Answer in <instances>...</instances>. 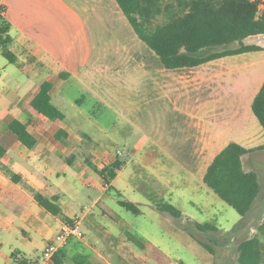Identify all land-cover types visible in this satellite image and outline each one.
Returning a JSON list of instances; mask_svg holds the SVG:
<instances>
[{"label": "rangeland", "instance_id": "1", "mask_svg": "<svg viewBox=\"0 0 264 264\" xmlns=\"http://www.w3.org/2000/svg\"><path fill=\"white\" fill-rule=\"evenodd\" d=\"M163 21L159 17L156 23ZM125 22L126 26L123 21L116 22L113 31L102 28L94 33L97 37L91 39V67L82 71L83 83L64 89L70 103L81 101L76 107L79 111L76 118L70 106L60 108L67 116L66 125L73 129L75 165L73 171L55 165L54 169L61 174L48 176L49 183L65 193L61 207L71 206L78 213L92 209L98 212L99 208L92 205L101 198L121 217V225L115 224L114 233L121 234L122 239L134 236L155 244L174 264H238L235 241L224 249L215 247V253L210 254L187 230L189 222H209L220 228L222 235L242 219L201 177L203 167L210 161L209 157H203V94H206L203 65L166 70ZM251 42L264 46V35L248 43ZM238 46L234 43L205 52ZM262 56L264 53L253 52L237 60L259 61ZM240 81L238 89L249 95L251 90L247 92L245 85L251 81L242 78ZM254 154L256 165L246 166L255 168L264 192V150ZM116 158L125 168L107 190L86 161L101 169ZM119 199L134 203L140 213L120 206ZM163 203L179 209L182 218L173 219L158 211L157 206ZM66 218L70 219L65 217V221ZM107 222L111 223L110 219ZM58 227L59 224L49 241L56 240ZM82 229L83 241L92 240V231L86 225ZM256 235V231H250L249 237ZM101 238L109 240L108 236ZM197 238L207 241L200 234ZM113 241H110L112 248L120 240ZM70 243L68 248L74 244L75 251L80 250L91 264H103L90 248L79 249L84 244L81 240L72 239ZM107 246L97 245V248L105 257L110 254L114 257ZM73 254L68 251L70 258Z\"/></svg>", "mask_w": 264, "mask_h": 264}, {"label": "crops", "instance_id": "2", "mask_svg": "<svg viewBox=\"0 0 264 264\" xmlns=\"http://www.w3.org/2000/svg\"><path fill=\"white\" fill-rule=\"evenodd\" d=\"M0 7L5 8L4 17L10 24L8 35L11 42L7 49L16 59V63L11 64L2 55L0 46V144L6 150V154L0 157V264H18L16 260L20 259L40 264L46 245L53 242L49 240L55 235L56 225L59 224L57 237L66 222L64 218L71 220L77 216L93 234L92 240H81L84 244H78L79 249L90 248L103 264H167L158 263L150 257L148 249H141L127 237L122 239L121 234L113 232L116 225H121V217L115 221L101 210L92 209L82 214L71 206L61 207L65 193L51 186L48 176H60L61 173L54 169L55 165L73 171L75 163H68L76 149L72 142L73 129L66 125V115L64 121L49 120L44 116L35 117L27 108L42 83L48 81L53 85V103L59 109L70 106L75 112L74 118L77 117L76 101L70 103L64 89L83 83L82 71L91 67V39L97 37L94 33L101 32L102 28L113 31L116 22L120 21L127 25L119 6L115 0H0ZM254 37L247 38L244 43L253 45L248 42ZM254 52L264 53V50ZM249 53L253 52L203 64L206 92L203 94V157H209L210 161L203 167L202 179L215 156L230 143H237L248 150L264 145V130L252 111L254 98L264 84V56L259 61L237 60ZM252 68L258 70L254 72ZM63 74H68V77L64 75V79L61 78ZM241 78L245 82L251 81L250 85H245L247 92L251 90L249 95L238 89ZM15 119L27 124L35 137L37 143L33 150L22 145L10 131L9 124ZM60 129L68 134L65 141L55 139ZM257 151L243 157L246 172L255 171L246 164L256 165L252 157ZM13 176L20 181L15 182ZM112 185H105L104 189L110 190ZM35 193L47 198L59 196L61 214L54 216L46 212L36 201ZM99 201L102 199H96L92 207ZM262 205L254 208L251 232L257 233L254 228L263 221ZM102 236H108L114 243L117 239L120 241L112 248V242L102 240ZM72 245L71 248L67 246L66 252L72 251L74 256L80 250L76 252V246ZM97 245H108L115 256L109 253V257H105ZM73 256H67L63 264H73Z\"/></svg>", "mask_w": 264, "mask_h": 264}, {"label": "trees", "instance_id": "3", "mask_svg": "<svg viewBox=\"0 0 264 264\" xmlns=\"http://www.w3.org/2000/svg\"><path fill=\"white\" fill-rule=\"evenodd\" d=\"M115 2L137 37L159 58L166 70L193 69L223 57L264 50L261 46L244 43L249 37L264 35V12L259 13L257 4L249 0H115ZM4 14L5 8L0 7V46L2 55L14 64L15 56L7 49L11 42L8 35L10 24ZM159 17L164 18L163 23H156ZM234 43L239 45L235 49L205 52L209 48H222ZM64 75L68 77V74H63L61 78L64 79ZM52 89L53 85L50 82H43L27 108L35 117L44 116L49 120L64 121L65 113L53 103ZM76 104L80 105L81 101H76ZM252 111L264 130V84L254 98ZM9 129L27 149L35 148L37 141L27 124L15 119L9 124ZM55 139L65 141L68 134L60 129L55 134ZM255 150H264V145ZM255 150L230 143L215 156L203 177L204 184L235 209L241 216V221L222 235H219L222 230L209 222H189L187 228L210 254L215 253V247L224 249L235 241L238 245V264L263 263L264 218L256 228L257 235L249 237L248 234L254 208L263 203L264 211V193L258 175L255 172H246L243 168V157ZM5 154L6 150L0 144V157ZM75 158V155L70 158L69 165ZM86 163L100 177L104 186L111 185L123 169V162L117 158L101 169L89 161ZM12 179L15 182L20 181L15 176ZM35 199L46 212L54 216L61 214L59 196L47 198L35 193ZM118 204L135 214L140 213V209L134 203L119 199ZM97 207L103 214L119 221L120 216L104 201H99ZM157 209L174 219L179 220L183 216L182 212L171 204H159ZM66 221L69 222L70 219ZM197 234L206 236L210 243L197 238ZM127 239L141 249H148L150 257L158 263L174 264L151 242L134 236H128ZM66 246L56 254L55 264L64 263L68 256ZM16 261L18 264H32L23 259ZM72 261L73 264H91L88 257L81 253H76Z\"/></svg>", "mask_w": 264, "mask_h": 264}, {"label": "built area", "instance_id": "4", "mask_svg": "<svg viewBox=\"0 0 264 264\" xmlns=\"http://www.w3.org/2000/svg\"><path fill=\"white\" fill-rule=\"evenodd\" d=\"M249 1L257 4L259 13L264 12V0ZM118 154L122 155V152L119 151ZM82 227L83 221L79 216L72 218L69 222L66 221L57 235L56 240L46 245L42 253L40 264H55L56 254L68 244L70 239L82 240L84 238Z\"/></svg>", "mask_w": 264, "mask_h": 264}]
</instances>
